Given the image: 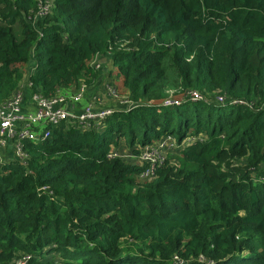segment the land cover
<instances>
[{
  "label": "trees",
  "instance_id": "trees-1",
  "mask_svg": "<svg viewBox=\"0 0 264 264\" xmlns=\"http://www.w3.org/2000/svg\"><path fill=\"white\" fill-rule=\"evenodd\" d=\"M105 73L131 108L0 163V264H264V0H0V103Z\"/></svg>",
  "mask_w": 264,
  "mask_h": 264
},
{
  "label": "built area",
  "instance_id": "built-area-1",
  "mask_svg": "<svg viewBox=\"0 0 264 264\" xmlns=\"http://www.w3.org/2000/svg\"><path fill=\"white\" fill-rule=\"evenodd\" d=\"M47 8V6L44 7V10ZM103 88L109 96L118 100L116 107L103 109L99 106L92 107L89 104L83 109L80 105L88 90L85 82H82L74 92H65L51 97L42 94H32L28 97L23 87L18 88L9 100L0 103V149L7 151V153L0 152V163L6 161L5 156L9 151H12L15 158L25 161L28 155L23 150V140L39 141L49 136L50 131L47 129L49 125H56L61 121L75 123L77 121L80 127L90 129L100 124L103 125L104 119L114 114L118 107L131 108L133 106L130 100L121 98L113 85L106 84ZM185 96L193 101L205 99L195 90L189 91ZM218 100L222 101L223 98L219 97ZM179 103V100H167L165 105ZM177 146L175 139L167 136L154 144L143 147L138 156L113 150L109 157H137L135 160L148 163L142 177L149 178L155 174L156 167L164 162L168 152ZM31 258V255L25 254L19 257L15 264H28Z\"/></svg>",
  "mask_w": 264,
  "mask_h": 264
},
{
  "label": "rangeland",
  "instance_id": "rangeland-1",
  "mask_svg": "<svg viewBox=\"0 0 264 264\" xmlns=\"http://www.w3.org/2000/svg\"><path fill=\"white\" fill-rule=\"evenodd\" d=\"M104 61V62H103ZM95 65H97L98 67L101 65H106L105 66V72H107V70L110 68V65L108 64L107 60L104 58H97L94 62ZM106 75V73H105ZM104 75V76H105ZM106 79L103 80V82L101 83L102 85H104V83H108L111 81V79L108 78V76L106 75L105 77ZM89 86V85H88ZM101 86H97V83L86 91V93L88 94L82 101V104L80 105L83 109L85 107H87L89 104L92 105V107L95 106H99L101 108H108V107H116L117 106V102L118 100L113 98L112 96H109L106 93V90L104 88H100ZM86 95V94H85ZM79 106V108L81 109V107ZM122 153L124 154H128L130 155L131 153L129 152L130 148H128L127 146H123L122 148ZM128 159H137L134 158L133 156L127 157Z\"/></svg>",
  "mask_w": 264,
  "mask_h": 264
},
{
  "label": "crops",
  "instance_id": "crops-1",
  "mask_svg": "<svg viewBox=\"0 0 264 264\" xmlns=\"http://www.w3.org/2000/svg\"><path fill=\"white\" fill-rule=\"evenodd\" d=\"M99 58H101V57H99ZM102 59H104V58L102 57ZM103 62H104V61H103ZM102 66H103V65H102ZM99 85H100L102 88L104 87V86L101 84V82H98V83H97V86H99ZM101 87H100V88H101ZM0 152H2V153H3V152H4V153H7V151H6V150L3 151L2 148L0 149Z\"/></svg>",
  "mask_w": 264,
  "mask_h": 264
}]
</instances>
